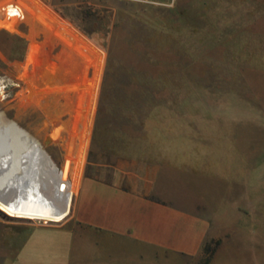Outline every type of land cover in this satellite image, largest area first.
Instances as JSON below:
<instances>
[{
	"label": "rangeland",
	"instance_id": "1",
	"mask_svg": "<svg viewBox=\"0 0 264 264\" xmlns=\"http://www.w3.org/2000/svg\"><path fill=\"white\" fill-rule=\"evenodd\" d=\"M146 97H182L244 148L259 145L249 191L263 199L264 0H0V105L31 134L21 131L36 151L22 144V156L52 179L55 198L67 185L60 221L0 209V264H29L27 257L63 264L71 255L121 252L82 234L73 202L82 176L121 160L116 128L139 125ZM195 176L184 181L163 172L157 186L177 201L201 202L204 181ZM228 193L219 210L229 207ZM263 221L264 214L244 249L231 239L215 264H264Z\"/></svg>",
	"mask_w": 264,
	"mask_h": 264
},
{
	"label": "crops",
	"instance_id": "2",
	"mask_svg": "<svg viewBox=\"0 0 264 264\" xmlns=\"http://www.w3.org/2000/svg\"><path fill=\"white\" fill-rule=\"evenodd\" d=\"M155 98L143 100L139 125L116 128L114 150L124 151L121 160L97 164L96 172L82 176L75 191L72 218L82 234L121 252L71 255L63 264H189L204 256L206 243L219 241L208 263L215 264L231 239L244 249L248 231L257 228L264 197H251L255 180L248 168L258 172L259 145L244 148L228 134L231 130L217 127L206 112L193 111L192 102L182 97ZM163 172L194 182L201 173L205 200L180 202L159 189ZM227 191L231 203L219 210L218 199ZM33 260L27 257L29 264Z\"/></svg>",
	"mask_w": 264,
	"mask_h": 264
},
{
	"label": "bare ground",
	"instance_id": "3",
	"mask_svg": "<svg viewBox=\"0 0 264 264\" xmlns=\"http://www.w3.org/2000/svg\"><path fill=\"white\" fill-rule=\"evenodd\" d=\"M0 140L16 144L13 150L0 143V209L12 217L43 221L63 219L64 208L67 209L64 202L67 185L62 183L65 187L55 198L52 179L22 156L25 153L22 144L35 149L21 131L11 132L0 126Z\"/></svg>",
	"mask_w": 264,
	"mask_h": 264
},
{
	"label": "water",
	"instance_id": "4",
	"mask_svg": "<svg viewBox=\"0 0 264 264\" xmlns=\"http://www.w3.org/2000/svg\"><path fill=\"white\" fill-rule=\"evenodd\" d=\"M0 126H1V129L3 130H9L11 132L24 131L26 134H30L29 132L21 128L19 124L7 114V112L2 108L1 105H0ZM50 141L51 139L47 137L44 141V146H46ZM41 147L44 150L43 146Z\"/></svg>",
	"mask_w": 264,
	"mask_h": 264
},
{
	"label": "trees",
	"instance_id": "5",
	"mask_svg": "<svg viewBox=\"0 0 264 264\" xmlns=\"http://www.w3.org/2000/svg\"><path fill=\"white\" fill-rule=\"evenodd\" d=\"M219 244V241L215 242V243H206L203 247V253H204V256L206 258V261H205V264H208L213 253H214V250L215 248L218 246Z\"/></svg>",
	"mask_w": 264,
	"mask_h": 264
},
{
	"label": "built area",
	"instance_id": "6",
	"mask_svg": "<svg viewBox=\"0 0 264 264\" xmlns=\"http://www.w3.org/2000/svg\"><path fill=\"white\" fill-rule=\"evenodd\" d=\"M18 9V8H17ZM19 11H20V9H19Z\"/></svg>",
	"mask_w": 264,
	"mask_h": 264
},
{
	"label": "clouds",
	"instance_id": "7",
	"mask_svg": "<svg viewBox=\"0 0 264 264\" xmlns=\"http://www.w3.org/2000/svg\"><path fill=\"white\" fill-rule=\"evenodd\" d=\"M13 14H15V13H13Z\"/></svg>",
	"mask_w": 264,
	"mask_h": 264
}]
</instances>
